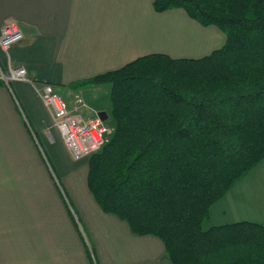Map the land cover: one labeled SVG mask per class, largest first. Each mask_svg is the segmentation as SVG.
Segmentation results:
<instances>
[{
	"label": "crops",
	"instance_id": "1",
	"mask_svg": "<svg viewBox=\"0 0 264 264\" xmlns=\"http://www.w3.org/2000/svg\"><path fill=\"white\" fill-rule=\"evenodd\" d=\"M153 2L0 0V31L15 22L23 32L0 45V68L27 71L0 84V264H172L160 237L100 208L88 156L74 157L42 97L52 83L70 106L84 98L85 117L106 110L111 126L110 86L75 81L147 53L199 57L226 41L219 27ZM240 220L264 225V159L212 204L205 225Z\"/></svg>",
	"mask_w": 264,
	"mask_h": 264
},
{
	"label": "trees",
	"instance_id": "2",
	"mask_svg": "<svg viewBox=\"0 0 264 264\" xmlns=\"http://www.w3.org/2000/svg\"><path fill=\"white\" fill-rule=\"evenodd\" d=\"M153 6L181 7L226 41L199 57L147 53L73 83L110 86V133L88 157L89 189L134 233L160 237L172 264H264L263 224L205 225L264 159V0Z\"/></svg>",
	"mask_w": 264,
	"mask_h": 264
},
{
	"label": "built area",
	"instance_id": "3",
	"mask_svg": "<svg viewBox=\"0 0 264 264\" xmlns=\"http://www.w3.org/2000/svg\"><path fill=\"white\" fill-rule=\"evenodd\" d=\"M22 37L23 32L15 22L6 23L0 31V45L7 50ZM26 74L27 71L22 66L10 68L8 72L0 68V77L6 82L14 78L27 79ZM42 97L53 109L63 139L76 158L91 155L107 141L110 128L105 120L98 113L87 118L80 112V108L87 106L83 97H75L74 105L70 106L52 83L44 85Z\"/></svg>",
	"mask_w": 264,
	"mask_h": 264
},
{
	"label": "water",
	"instance_id": "4",
	"mask_svg": "<svg viewBox=\"0 0 264 264\" xmlns=\"http://www.w3.org/2000/svg\"><path fill=\"white\" fill-rule=\"evenodd\" d=\"M98 115L102 118V119H106L108 118V113L106 110H100L98 111Z\"/></svg>",
	"mask_w": 264,
	"mask_h": 264
},
{
	"label": "rangeland",
	"instance_id": "5",
	"mask_svg": "<svg viewBox=\"0 0 264 264\" xmlns=\"http://www.w3.org/2000/svg\"><path fill=\"white\" fill-rule=\"evenodd\" d=\"M75 157V156H74ZM84 157V156H83ZM89 157V156H88ZM76 158V157H75ZM77 159V158H76Z\"/></svg>",
	"mask_w": 264,
	"mask_h": 264
}]
</instances>
